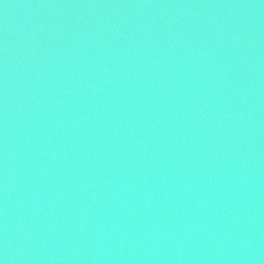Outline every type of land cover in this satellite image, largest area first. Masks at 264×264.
Masks as SVG:
<instances>
[{"label": "water", "instance_id": "1", "mask_svg": "<svg viewBox=\"0 0 264 264\" xmlns=\"http://www.w3.org/2000/svg\"><path fill=\"white\" fill-rule=\"evenodd\" d=\"M0 264H264V0H0Z\"/></svg>", "mask_w": 264, "mask_h": 264}]
</instances>
